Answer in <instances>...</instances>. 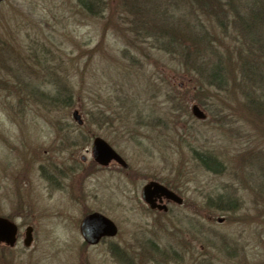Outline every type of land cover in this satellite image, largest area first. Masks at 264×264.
<instances>
[{
    "label": "rangeland",
    "instance_id": "rangeland-1",
    "mask_svg": "<svg viewBox=\"0 0 264 264\" xmlns=\"http://www.w3.org/2000/svg\"><path fill=\"white\" fill-rule=\"evenodd\" d=\"M129 2L98 0L94 15L80 11L75 0L0 3V217L17 218L22 231L26 224L33 227L31 251L22 260L264 264V194L256 188L264 170V28L261 36H245L231 16H222L219 26L192 8L195 21L210 33V52L225 67L226 86L219 91L195 65L182 67L176 54L138 36L150 29L124 10ZM182 16L176 34L190 23L191 12ZM251 59L263 75L254 86L242 80L243 64ZM20 78L46 93L61 85L72 96L70 106H35L21 92ZM193 105L206 119L191 116ZM94 137L107 142L128 169H97ZM69 141L77 145L69 147ZM198 154L213 157L219 172L206 169ZM47 163L51 171L44 169ZM151 180L167 185L182 205L167 204V214L147 212L140 191ZM25 189L32 209H18ZM220 195L236 206L212 207ZM93 209L118 226L110 242L116 246L113 259L108 243L84 252L78 224Z\"/></svg>",
    "mask_w": 264,
    "mask_h": 264
},
{
    "label": "trees",
    "instance_id": "trees-1",
    "mask_svg": "<svg viewBox=\"0 0 264 264\" xmlns=\"http://www.w3.org/2000/svg\"><path fill=\"white\" fill-rule=\"evenodd\" d=\"M98 0H75L77 7L85 14L99 13L96 3ZM240 1V0H238ZM235 0H130L129 4L125 5L124 10L128 12L129 16H132L133 20L144 23V27L150 29V32L142 31L138 36L142 37L145 41H149L153 48L158 49L164 54H176L180 60V64L184 68H193L195 65L196 71H202L205 83L216 90H224L226 81L224 82L225 67L222 64L221 57L217 56L212 51L209 45L208 34L205 28L200 26L199 21H195L193 16V9L200 10L204 17L214 18L220 25H224V19L222 16H231L236 28L243 35L261 36L262 29L264 28V0H252L249 3H234ZM185 10L191 12L190 23L181 24L183 28H179L183 32L176 34L177 27L180 25L176 18L182 17L185 21L187 14ZM193 8V9H192ZM194 20V21H193ZM132 21V20H131ZM160 25L164 27L163 30L156 28ZM163 24L165 26H163ZM172 25L176 28L173 29ZM167 26H169V32H167ZM173 29V30H171ZM261 39V37L256 38ZM191 50V51H190ZM192 51L194 57L191 56ZM252 59L251 65L244 63L242 67V80L249 85L254 86L255 82L259 80V77L263 78V75L255 69ZM224 75V76H223ZM23 77V76H21ZM19 83L21 92L27 93L28 96L33 98V102L39 105L37 107H67L70 104L67 100L72 99L71 94L65 95L66 89L61 85H53L54 92L47 90V93L43 91V87L38 86L33 81H27L20 78ZM34 84V85H32ZM52 92V93H51ZM70 146H76V142L69 141ZM202 165L213 173H218L220 170V164L215 161L213 157L208 154H198ZM257 186L260 193L264 194V170L257 176ZM167 186V185H165ZM168 187V186H167ZM210 204L215 209H221L230 211L236 206V203L229 196H218L214 200H211ZM158 255L159 252H156ZM160 256V255H159Z\"/></svg>",
    "mask_w": 264,
    "mask_h": 264
},
{
    "label": "water",
    "instance_id": "water-1",
    "mask_svg": "<svg viewBox=\"0 0 264 264\" xmlns=\"http://www.w3.org/2000/svg\"><path fill=\"white\" fill-rule=\"evenodd\" d=\"M2 1L3 0H0V2ZM190 111L194 119L199 121H203L205 119L204 113L198 108V106L193 105ZM71 116L77 125H82V120L77 111L72 112ZM91 157L96 164L102 167L108 166L111 162H115L123 169H126L127 167L121 157L99 137L94 138L92 141ZM141 199L150 209H157L158 211L164 212L166 211V207L164 205L154 204L155 199H159V202H161V199H164L176 205H180L182 202V199L172 191L153 181L148 182L142 187ZM218 222L221 223L222 220L219 219ZM80 230L83 239L90 245L96 244L100 237H112L116 232L114 225L108 219L97 213L84 218L82 220ZM15 233V226L7 219L0 217V243L5 242L11 244L14 240ZM26 236L28 239L25 240V245L28 246L30 244L29 231L26 233Z\"/></svg>",
    "mask_w": 264,
    "mask_h": 264
},
{
    "label": "flooded vegetation",
    "instance_id": "flooded-vegetation-1",
    "mask_svg": "<svg viewBox=\"0 0 264 264\" xmlns=\"http://www.w3.org/2000/svg\"><path fill=\"white\" fill-rule=\"evenodd\" d=\"M82 160L84 161L85 158H82ZM111 165L115 168L119 167L114 162H111L106 167H101L100 165H97L96 163H94V166L101 171L108 170L111 167ZM52 167H53L52 163H47L44 166V169L46 171H51ZM119 168H121V167H119ZM121 169H123V168H121ZM127 169H128V165H127L126 169H123V170L126 171ZM152 181L156 182L154 180H151L149 182H152ZM156 183H158V182H156ZM25 192H29V191L27 189L23 190L22 195L21 196L19 195V197L17 198V203L19 204L18 209H22V208L23 209H26V208L32 209L34 201L31 199L28 200L27 197L24 195ZM29 197H30V195H29ZM140 200L142 202L141 191H140ZM154 204L164 205L166 207V211L164 212V211H158L157 209H150L147 205L144 204L145 210L147 212H151V213H160V214H167L168 213L169 207L167 204H170V203L164 201L163 199H161V202H159V199H155ZM171 205H173V204H171ZM175 206H181V205H175ZM94 213L100 214L104 218L108 219L114 225L116 232H115L114 236H112V237H108V236L100 237V239L98 240V242L96 244L90 245L89 243H87L83 239L81 232H80L81 231L80 227H81L82 220L84 218H86L87 216L94 214ZM2 218L7 219L9 222H11L15 226L16 233L14 236V240L11 242V244L5 243V242L0 243V264H32L31 259H29L30 257L26 260H25V258H27L29 256L30 251H31V244L33 242V227L29 224H26V225H24V230L22 231L23 224L17 223V220H16L17 218H15V219H10L8 217H2ZM28 231H29V237H30L29 238L30 244L27 246V245H25V240L28 239V237L26 236V233ZM78 232H79L80 239H81L83 247H84V252H85V250L87 251L88 248H95L99 245H104V244L108 243V244H110L108 247V250H109L108 253H109L110 257L113 259L112 256L113 255L115 256L116 246L112 245L110 242L117 238L119 230H118V226L116 225V223L112 219H110L108 215H106L105 213H103L100 210H94V209L93 210H87V212L81 217V219L79 221ZM22 256L25 257L24 260H22ZM85 258H88V257L85 256Z\"/></svg>",
    "mask_w": 264,
    "mask_h": 264
}]
</instances>
